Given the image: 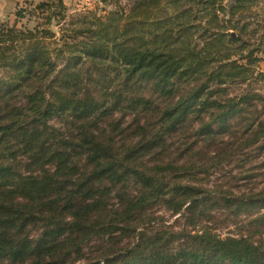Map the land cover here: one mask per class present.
Listing matches in <instances>:
<instances>
[{"label":"trees","instance_id":"16d2710c","mask_svg":"<svg viewBox=\"0 0 264 264\" xmlns=\"http://www.w3.org/2000/svg\"><path fill=\"white\" fill-rule=\"evenodd\" d=\"M102 1L74 14L25 1L0 22V264H264L263 241L207 224L210 193L187 182L207 168L145 160L193 117L195 137L218 145L244 116L243 143L264 155V0ZM26 16L39 20L19 26ZM119 112L138 129L122 146L98 130ZM160 204L195 232L134 224ZM118 230L133 240L106 245Z\"/></svg>","mask_w":264,"mask_h":264},{"label":"rangeland","instance_id":"374dc122","mask_svg":"<svg viewBox=\"0 0 264 264\" xmlns=\"http://www.w3.org/2000/svg\"><path fill=\"white\" fill-rule=\"evenodd\" d=\"M27 1L29 3H38L40 0H17V7L23 6ZM68 7L67 14H74L79 11H85L88 9L99 10L102 8L110 9L102 0H65ZM13 15L5 16L3 19L7 22L13 23L16 20L15 11ZM101 11V10H100ZM38 18L32 16H26L19 21V26H35ZM58 31V27H54ZM261 69L264 70V61L260 63ZM208 116L206 117L207 120ZM246 118L239 116L235 120L231 121V130L223 136H218L217 140L222 137L223 143L218 145L217 141L212 145L201 139L198 140L195 137V132L198 131V127L202 124L198 117H193L187 124L188 131L176 133L169 136L168 142L170 143L169 152L165 155L153 154L145 157L146 163L149 165L159 162L160 159L165 156V161L196 163L197 165L207 168L206 172L196 171V178L190 179L191 185L199 186V188L205 192L210 193V198L205 201L206 206H209L210 210L207 213V224L213 228V231H217L223 236L228 234L242 233L251 235V237L257 242H264V223L255 222L254 220L264 213V209H259L257 205L253 203L254 198L264 197V155L259 154V150L253 146H247L243 143L241 135L242 128L245 124ZM106 121V122H105ZM114 121V122H113ZM99 125L98 130H102L105 136L112 139V142L116 146H122L126 142L131 141V137L135 135L133 131L136 128V120L133 115L124 117V114L119 112L112 118L103 120ZM54 123L61 131L67 133L68 125L63 121L53 120ZM113 125H116V129H113ZM191 126V127H190ZM78 128V127H76ZM96 130V128L92 129ZM78 130L74 134H77ZM68 134V133H67ZM216 139V138H214ZM211 140V139H210ZM195 143V144H192ZM193 147L188 153L182 151L187 146ZM183 152V153H182ZM191 156H194L193 158ZM189 179V178H188ZM136 186L131 182L129 188H135ZM122 191V190H121ZM120 191V193H121ZM114 191L107 201V210H114L120 208V200L118 195ZM119 203V204H118ZM216 205L212 207V204ZM212 209V210H211ZM191 216V214H190ZM189 217V215H188ZM148 221L151 222V226L154 228H165L169 230L193 231V227L189 224L185 215L176 214L172 210L168 209L165 205H155L152 208L145 210L141 216H138L134 224L145 222L144 226H148ZM124 224V223H123ZM147 224V225H146ZM142 229L138 228L137 231ZM259 231H255V230ZM195 232V231H193ZM117 235L114 238H107L105 236L106 245L112 248H118L126 243L132 241L134 232L125 231L121 233L118 230ZM91 243V250L89 253V244L85 247L84 251L87 256L90 257L91 253L95 251L97 246L93 244L100 242V235L94 236L89 240ZM68 262V261H67ZM80 262L77 261L76 264ZM69 264V262L67 263ZM81 264V263H80Z\"/></svg>","mask_w":264,"mask_h":264},{"label":"crops","instance_id":"0c3cea01","mask_svg":"<svg viewBox=\"0 0 264 264\" xmlns=\"http://www.w3.org/2000/svg\"><path fill=\"white\" fill-rule=\"evenodd\" d=\"M17 0H0V20L5 16L13 15V11L17 7ZM5 21V20H2Z\"/></svg>","mask_w":264,"mask_h":264}]
</instances>
